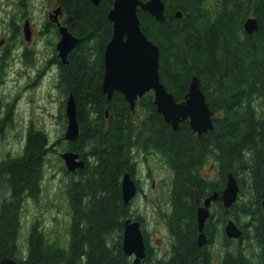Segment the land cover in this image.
I'll return each instance as SVG.
<instances>
[{"label":"trees","instance_id":"16d2710c","mask_svg":"<svg viewBox=\"0 0 264 264\" xmlns=\"http://www.w3.org/2000/svg\"><path fill=\"white\" fill-rule=\"evenodd\" d=\"M27 1H16L21 12ZM51 1L63 8L61 24L78 39L66 64L55 48L53 61L56 87L64 96L60 115L72 94L79 125L76 140L65 141L62 150L78 153L84 168L70 173L57 156L70 217L67 237L50 239L35 220L23 250V204L41 194L48 154L56 153L59 143L29 123L21 151L0 157V259L12 257L20 264H129L131 258L121 247L124 221L140 219L131 203H123L121 180L125 173L136 178L139 157L150 154L171 173L167 210L162 202L161 207L157 204L170 249L168 256L152 253L141 223L147 252L143 263L264 264V0H162L161 23L138 11L141 30L159 49L160 81L174 99L182 101L192 77H198L214 124L200 135L188 120L173 131L156 112L151 91L137 100L133 111L119 92L107 100L102 91L103 52L112 34L107 12L113 0H100L98 5L91 0ZM177 11L181 17L175 16ZM248 17L257 20L252 34L243 29ZM10 23L11 40L20 38V24L13 19ZM48 28L59 37L54 23L43 22V29ZM23 57L25 65L33 64L30 51L24 50ZM11 120L8 107L0 119V142L2 128ZM212 162L215 174L207 177L202 171ZM229 173L239 185L238 198L227 210L220 201L211 204L203 229L207 242L198 247L197 208L224 188ZM229 219L241 230L238 239L224 233ZM216 255L221 257L218 263Z\"/></svg>","mask_w":264,"mask_h":264},{"label":"water","instance_id":"95a60500","mask_svg":"<svg viewBox=\"0 0 264 264\" xmlns=\"http://www.w3.org/2000/svg\"><path fill=\"white\" fill-rule=\"evenodd\" d=\"M98 5L100 0H91ZM58 6L49 14L57 24L59 38L55 43L56 55L62 64L68 62V54L77 44V37L72 35L65 25L60 24ZM138 11L146 12L157 22H163L164 3L162 0H113L107 12V18L112 23V34L105 44L103 52V79L102 91L111 98L114 92L123 95L125 101L133 111L139 98L151 91L156 112L163 117L173 131L179 129L180 123L188 120L191 130L200 135L212 130L213 111L210 110L205 95L200 88V81L193 76L184 99L180 102L174 99L160 81L159 76V49L149 40L140 27ZM176 17H181L179 11ZM245 33L252 34L257 30V20L248 17L243 23ZM23 36L30 41L32 31L30 22L25 20L22 26ZM2 42H0V45ZM64 114L66 127L64 139L73 142L79 135V125L76 118V105L72 94L65 99ZM107 114V111H106ZM68 172L84 168V160L79 154L64 150L59 153ZM137 193V185L129 173H125L121 180V196L123 203L128 205ZM239 194V185L236 178L229 173L225 186L220 191H214L207 196L202 205L197 208L196 218L198 226L197 245L202 247L207 238L203 231L206 220L210 216L211 204L220 201L224 209H229L236 202ZM264 212V200H262ZM224 233L229 239H238L241 230L236 223L229 219L224 225ZM262 234L264 237V217L262 220ZM121 247L125 255L131 257L129 264H141L145 258L146 246L138 220L127 217L124 221ZM0 264H20L12 257H2Z\"/></svg>","mask_w":264,"mask_h":264},{"label":"rangeland","instance_id":"374dc122","mask_svg":"<svg viewBox=\"0 0 264 264\" xmlns=\"http://www.w3.org/2000/svg\"><path fill=\"white\" fill-rule=\"evenodd\" d=\"M16 1L0 0V38L13 34L11 19L21 26L20 38L15 37L17 39L14 38L9 44L11 46L10 53L16 59L13 66L9 68L6 83L0 86V101L3 105L16 100L13 106L14 114L12 113L11 125L3 130L4 137L0 142V157L4 154H16L21 151L27 126L31 122L35 127L46 132L51 142L59 141L55 147L56 153L48 154L41 194L38 199H27L23 204L19 243L25 250L28 228L33 221L41 223L46 233L52 237L50 239L61 237V240L65 241L70 217L66 198L62 193L65 183L63 171L60 169L62 163L57 159L58 154L65 147L66 140H60V137L65 132L66 117L64 118L65 114L63 116L59 112L60 102L64 100V96L56 87V64L49 65L48 70L40 77L36 86L25 89L30 82L27 73L34 76L36 69L41 65L42 56L51 58L54 55L53 48L58 38L50 34L49 28L43 29V22L53 23L49 14L53 12L56 5L51 0H28L24 12H21ZM20 16L23 17L19 19ZM25 20L30 22L32 29V40L28 42L23 38L22 26ZM25 45L32 50L33 65L35 64L36 67L25 65L21 60L20 53L24 51ZM10 61L9 64L7 63V67H10ZM17 70L22 73L20 75L15 73ZM138 166L139 171L135 177L141 179L140 186L146 191L148 197L143 198L136 194L131 201V208L146 217L144 228L149 234L148 243L157 251L154 253L162 255L169 251L170 235L168 228L158 216L157 204L160 207L164 204L163 208L164 206L166 208L167 184L171 173L159 159L149 156L146 160L138 159ZM147 167L151 171L149 179H146L145 176ZM215 169L216 166L212 162L202 173L211 177L215 174ZM220 260L221 257L216 255L215 262L218 263Z\"/></svg>","mask_w":264,"mask_h":264},{"label":"flooded vegetation","instance_id":"af4514ba","mask_svg":"<svg viewBox=\"0 0 264 264\" xmlns=\"http://www.w3.org/2000/svg\"><path fill=\"white\" fill-rule=\"evenodd\" d=\"M55 5H56V7L59 6L61 8V10H60V12L58 14V20H59V22H61V20L65 17L64 10L57 3H55ZM54 25L56 26V24H54ZM12 37H13V34L12 35L10 34L9 37L5 36V37L0 38V42H2V44L0 45V86L6 83V81L8 79V75H9L8 74L9 73V68H11L13 66V62L16 59V57L13 58L12 57V54L10 53V47L11 46H9V44H10V41H11V38ZM31 40H32V37H31ZM24 47H25L24 50H28V51H30L32 53V50H30V47H27L26 45ZM23 52L20 53V56H21V60L22 61L24 59ZM8 58H10V60H11L10 61V67H7V64H6V60ZM53 63H54L53 57L48 58V57H44V55H43L42 58H41V65L39 66V68L36 69V73L34 74V76H31V75H29L27 73V76L30 78V82L26 85V88L25 89H27L29 87L36 86V84L38 83V80L40 79V77L45 74V72L49 68V65L50 64H53ZM28 65L29 66H32V67H34V66L36 67L35 64L34 65L33 64H28ZM19 71L20 70H17V71H15V73H18L20 75L22 72H19ZM14 102H16V100L13 101V102H10V103H5L4 105L2 104V102L0 103V119L2 117H4V114H5L6 109L8 107L10 108V111L14 114V112H13ZM2 109H4V110L2 111ZM5 127L6 126H4L2 129L4 130ZM148 156L150 158H157V157H155L153 155H150V154ZM140 159L144 160L145 157L140 156L139 157V160ZM145 170H146V174H145L146 179H149L150 176H151V171H150L149 167H147ZM135 180H136V184H137V195L142 196L143 198H146V196L148 197V194L146 193V191L140 186L141 179H139V178L136 177ZM152 184L154 185V182ZM157 213H158V216L161 217V212L158 211ZM137 215H138V217L140 219L139 220L140 225H141V223H143L145 225L146 217L144 215H142V213H140L139 211L137 212ZM146 234H147V239L149 241V234L147 232H146ZM148 245H149L150 251H152V253L157 252V251H155V249L149 243H148ZM169 249H170V245H169ZM146 254H147V252H146ZM146 254H145V257H146ZM157 255L158 256H168V253H163L162 255H160V253L159 254L157 253Z\"/></svg>","mask_w":264,"mask_h":264}]
</instances>
